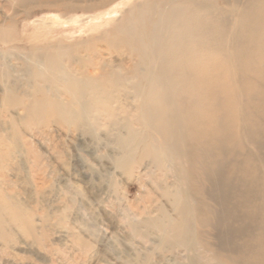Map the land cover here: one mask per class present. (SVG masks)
Returning a JSON list of instances; mask_svg holds the SVG:
<instances>
[{
    "label": "rangeland",
    "instance_id": "rangeland-1",
    "mask_svg": "<svg viewBox=\"0 0 264 264\" xmlns=\"http://www.w3.org/2000/svg\"><path fill=\"white\" fill-rule=\"evenodd\" d=\"M41 1L12 8L0 0V27L12 33L8 42L0 40V207L17 204L14 222L8 213L0 220V264H264V174L259 168L264 166V148L255 160L248 155L253 144L239 146L243 156L237 158L244 165L238 174L230 166L226 174L232 180H222L219 187L213 189L198 178L191 181L192 188L209 195H193L191 206L207 208L211 222L197 223L206 215L194 213L198 219L191 224L193 247L187 250L162 244L160 232L148 225L176 217L170 198L163 196V190L178 186L172 174L140 154L129 169L114 163L120 154L117 140L140 128L134 121V99L122 96L115 106L122 104L124 111L101 108L85 120L28 116L23 105L40 103V96L61 103L72 100L50 93L61 85L32 77L36 71L48 69L62 77L76 70L95 76V60L114 67L134 65L129 60L119 63L121 56L109 55L101 43L95 46L103 50L102 59L96 57L90 46L92 38L116 25L133 3L144 0H112L104 8L91 9L97 1ZM112 8L117 10L112 23L96 25L102 20L99 13ZM263 15L259 11V17ZM231 16L226 15L229 20ZM240 76L239 107L263 123L261 110L247 100L246 73ZM76 110L83 112L82 107ZM228 185L230 196H223ZM245 192L248 201L241 204Z\"/></svg>",
    "mask_w": 264,
    "mask_h": 264
},
{
    "label": "bare ground",
    "instance_id": "bare-ground-1",
    "mask_svg": "<svg viewBox=\"0 0 264 264\" xmlns=\"http://www.w3.org/2000/svg\"><path fill=\"white\" fill-rule=\"evenodd\" d=\"M4 1L12 8H26L38 0ZM94 1L97 3L88 9L104 8L112 0ZM116 11L112 8L105 14L102 12L104 16L100 12L103 22L98 20L96 25L112 23ZM259 11L264 13V0H144L133 3L116 25L92 38L90 51L101 58L103 50L95 46L101 43L109 55L121 56L119 63L129 60L134 65L114 67L109 61L98 63L95 60L92 64L99 71L95 76L76 70L65 72L62 77L49 73L48 69L36 71L32 77L52 86L61 85L59 89L50 88V93L63 94L72 100L61 103L49 96H40V103L34 104V100L23 105L25 111L32 119L51 115L65 120L79 117L85 120L101 108L104 112L124 111L122 104L115 106L122 96L134 99L137 114L134 121L140 128L128 130L125 137L117 140L120 154L114 163L118 168L129 169L133 158L140 154L150 159L157 169L172 174L178 186L172 191L163 190V196L170 198L176 217L160 222L154 220L148 225L160 232L162 244L191 249V224L198 219L194 213L206 215L197 223L210 226L211 222V212L207 208L191 206L193 195L209 197L201 188H192L191 181L198 178L213 189L219 187L222 180H232L226 174L230 166L232 173L238 174L240 166L244 165V161L237 158L243 156L238 151L239 146L253 144L254 150L248 151V155H255V160L264 148V140L257 143L258 138H264V122H256L238 104L242 72L246 73L245 81L248 80L247 100L251 104L255 102L261 110L259 114L264 115L261 83V80L264 82V17H259ZM227 14L232 15L230 20ZM228 29H232L231 34ZM11 35L10 30L0 27L1 41L8 42ZM124 54L126 57L122 56ZM131 71L132 76H129ZM252 76L258 79L254 81ZM78 107H82L83 112L77 111ZM2 140L0 138V142ZM259 168L264 174V166ZM243 169L246 176L250 175L247 167ZM226 187L229 189L223 196H230L231 186ZM216 190L219 192L218 188ZM245 193L239 199L241 204L248 201ZM217 194L222 196L221 192ZM16 205L0 207V220L3 213H8V220L14 222ZM238 234L240 231H235L234 235ZM226 238L230 240L229 235Z\"/></svg>",
    "mask_w": 264,
    "mask_h": 264
}]
</instances>
